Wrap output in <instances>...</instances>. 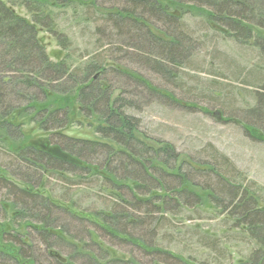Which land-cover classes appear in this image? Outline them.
Masks as SVG:
<instances>
[{
    "label": "trees",
    "instance_id": "16d2710c",
    "mask_svg": "<svg viewBox=\"0 0 264 264\" xmlns=\"http://www.w3.org/2000/svg\"><path fill=\"white\" fill-rule=\"evenodd\" d=\"M9 1L7 5L0 0V131L4 133L0 140L18 138L20 127L14 119L24 117L48 138L45 144L5 148L10 154L7 161L17 173L3 169L23 187L0 174V198L6 201L0 202V208L3 213L10 209L9 218L14 216L17 229L19 221H25L24 227L34 236L22 238L16 229L13 235L0 227V264H142L131 256H117L111 241L136 248L148 259L144 264H193L161 248L158 230L165 213L176 216L183 207H200L203 201L221 209L231 220V229L245 234L254 245L236 264H264L262 199L212 147L209 161L194 169L172 145L145 143L140 121L130 114L136 110L133 99L141 95L140 99L157 100L166 94L149 76L120 66L121 58L113 56L123 57L130 51L142 70L173 81L186 65V46L194 45L182 11L186 7L201 10L211 31L239 44L254 41L256 65L247 70L250 74L243 82L252 88L253 104L243 112L246 121L236 122L243 124L246 135L263 142L264 0ZM15 5L30 19L19 16ZM69 13L94 27L92 37H97L99 52L73 58L71 44L54 31L60 17ZM40 30L57 37L66 56L52 62L39 38ZM111 75L136 87L129 93L132 99L123 97L125 92L113 84ZM74 119L90 120L95 138L66 136L63 132ZM70 173L99 177L113 199L109 211L95 216L100 224L74 215L37 192L43 175ZM69 220L76 226L72 228ZM96 230L103 239L109 238L107 243L99 240ZM201 244L218 251L213 241L204 239ZM38 245L44 254L36 257Z\"/></svg>",
    "mask_w": 264,
    "mask_h": 264
},
{
    "label": "rangeland",
    "instance_id": "374dc122",
    "mask_svg": "<svg viewBox=\"0 0 264 264\" xmlns=\"http://www.w3.org/2000/svg\"><path fill=\"white\" fill-rule=\"evenodd\" d=\"M2 1L7 5L10 3L9 0ZM13 9L19 16L30 19L22 7L15 5ZM182 12H186L184 19L189 26L190 39L194 41V45L186 46L188 49L186 65L179 68V75L174 77L173 81L165 82L151 72L142 70L138 60L130 56V51L123 57L122 54L113 55L114 59L117 56L121 58L117 61L120 66L149 76L152 84L159 87L162 90L160 93L166 94L167 97L146 100L140 99L141 95L136 96L133 99L136 102V110H132L130 114L140 121V133L145 135L146 141L141 139L145 143L157 141L172 145L175 152L181 155V160L191 168L197 169L198 164L209 161L210 147L217 150L236 167L249 188L262 199L261 204L264 206V141L246 135L242 124L246 121L243 112L253 104L250 97L252 88L245 86L243 82L250 74L247 70L256 65L258 52L252 49L254 41L249 40L247 44L235 43L225 38L222 33L211 31L201 10L186 7ZM70 15V13L62 15L56 22L54 31L57 32V37L65 36L66 41L71 44L73 58L83 55L85 59L86 54L92 56L99 52L100 49L96 50L99 43L96 41L97 37H92L94 27L87 26ZM57 37L40 30L39 38L52 62L67 54L58 45ZM117 63L108 62L110 66ZM234 72L236 78L231 75ZM110 79L117 88L125 92L123 97L131 98L130 94L136 88L134 85L113 75ZM142 95L144 97V92ZM239 120L242 123L236 122ZM14 124L20 127L21 134L18 138L12 137L11 141L7 140L6 143L0 140V174L15 185L23 187V184L4 170L8 169V173L9 171L17 173V169L12 168L10 161H7L6 155L10 154L6 153L5 148L8 149L9 145L23 147L37 143L45 144L48 137L38 130L36 124L30 122L29 117L14 119ZM89 124L90 120L74 119L69 129L63 133L76 139L95 138ZM1 136L4 138L2 131ZM40 179L41 186L36 189L40 195L74 215L99 224L95 216L109 211L111 203L114 202L105 192V187L97 176L70 173L62 176L43 175ZM31 180L36 182L35 178ZM0 202L6 203L2 197ZM9 210L8 213H3L0 208V227L10 232L16 229L14 231L17 236L19 234L22 238L30 239V236H34L31 229L24 227L25 221H19V224L17 222L20 226L17 229L12 221L14 216L9 218ZM163 218L164 223L160 231L158 230V243L161 248L180 256L185 262L236 264L237 261L245 259L254 246L245 234L231 229V220L227 219L221 209L206 201H203L200 207L196 205L191 208L183 207L182 213L176 216L165 213ZM70 226L73 228L76 225L72 223ZM96 234L103 242L107 243L109 240L108 237L107 240L103 239L97 230ZM204 239L215 242L218 251L205 249L201 244ZM111 242L117 256L124 254L126 257L136 258L142 264L147 263L148 259L131 245ZM3 244L2 246H6ZM9 247L7 245L5 248ZM35 253L36 257L38 254L43 255V247L38 245Z\"/></svg>",
    "mask_w": 264,
    "mask_h": 264
}]
</instances>
